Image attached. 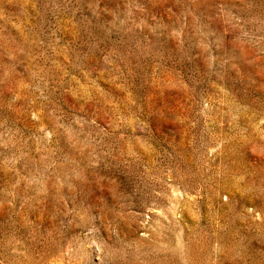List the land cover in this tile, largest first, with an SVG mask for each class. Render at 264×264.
<instances>
[{
    "label": "rangeland",
    "instance_id": "1",
    "mask_svg": "<svg viewBox=\"0 0 264 264\" xmlns=\"http://www.w3.org/2000/svg\"><path fill=\"white\" fill-rule=\"evenodd\" d=\"M0 264H264V0H0Z\"/></svg>",
    "mask_w": 264,
    "mask_h": 264
}]
</instances>
